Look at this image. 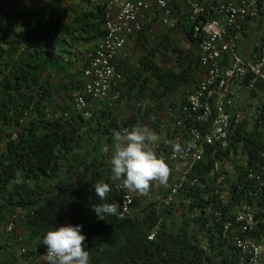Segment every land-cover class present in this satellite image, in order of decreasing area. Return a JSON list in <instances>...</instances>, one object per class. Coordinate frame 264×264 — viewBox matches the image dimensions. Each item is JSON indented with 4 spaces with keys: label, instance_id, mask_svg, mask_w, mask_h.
Here are the masks:
<instances>
[{
    "label": "trees",
    "instance_id": "obj_1",
    "mask_svg": "<svg viewBox=\"0 0 264 264\" xmlns=\"http://www.w3.org/2000/svg\"><path fill=\"white\" fill-rule=\"evenodd\" d=\"M182 1L187 6L189 0ZM108 2L74 0L57 16L53 14L56 7L46 4L33 10L25 22L0 20V141L4 142L0 151V264H21L9 252L10 237L3 230L17 221L23 223L27 245L41 243L46 232L55 228L81 225L90 264H239L241 253L234 245L237 225L225 239L222 231L226 223L234 222L235 209L243 202L255 204L258 218L264 221V186L259 191L258 183L247 178L250 170L264 164L260 157L263 96L252 94L259 106L251 123L245 119L227 143L206 146L203 159L186 174L179 197L191 200L190 209L199 211L198 218L156 203L145 207L140 216L127 218L118 215L101 220L91 209L102 203L120 209L126 192L117 190L107 171L105 150L114 144L113 131L132 128L130 120L121 121L113 113L99 114L91 107L86 117L74 108L88 67V58L81 68L75 65L73 58L79 61L75 51L92 52L102 40ZM169 3L175 12L180 0ZM185 13L181 19L189 17V9ZM194 27L188 21L184 32L198 47V56L175 46L167 35L158 45L167 62L174 52L179 72L163 70L150 60L160 89L154 93L157 103L195 83L197 71L200 79L204 76L199 63L201 37L195 35ZM149 28L144 27L139 36H146ZM238 54L246 59L242 51ZM121 88L126 96L128 84L124 82ZM47 103L55 104L54 117L46 113ZM155 124L158 127L159 122ZM242 157L244 161L238 159ZM226 163L232 164L233 177L226 172ZM97 182L110 186L104 201L91 189ZM174 213H181L180 218ZM158 224L157 238L150 242L148 234ZM252 235L258 242L264 239V224Z\"/></svg>",
    "mask_w": 264,
    "mask_h": 264
},
{
    "label": "built area",
    "instance_id": "obj_2",
    "mask_svg": "<svg viewBox=\"0 0 264 264\" xmlns=\"http://www.w3.org/2000/svg\"><path fill=\"white\" fill-rule=\"evenodd\" d=\"M187 6L189 18L195 23V35L201 37L199 63L204 76L174 115L175 129L184 133L180 137V148L161 157L167 166L182 165L185 174L168 194L157 197L156 203L161 208L185 210L195 219L199 211L190 209V199L179 197L186 174L203 159L206 146L227 143L246 119L238 105L241 96L252 103L254 113L259 103L257 98L251 100L252 94L264 97V40L254 45L253 49L257 48L254 54L244 53L246 59L238 54L248 27L264 15V0H189ZM173 15L169 0H109L104 36L88 54L84 89L76 95L74 108L90 117L89 110L95 101L121 102L125 97V89L121 88L125 79L117 60L128 41L139 36L146 19L153 21L151 17L160 16L164 26L174 28ZM260 157L264 160V146ZM247 178L258 183L261 191L264 164L250 170ZM252 196L255 198L256 194ZM134 205L133 196L124 193L119 217H129ZM257 215L255 204L243 202L235 209L234 222L224 225V239L235 224L238 227L234 245L241 253L239 264H264V239L258 242L252 237L257 227L264 224ZM12 226H8V232L12 231ZM159 230L158 224L150 231L147 237L150 242L156 240Z\"/></svg>",
    "mask_w": 264,
    "mask_h": 264
},
{
    "label": "rangeland",
    "instance_id": "obj_3",
    "mask_svg": "<svg viewBox=\"0 0 264 264\" xmlns=\"http://www.w3.org/2000/svg\"><path fill=\"white\" fill-rule=\"evenodd\" d=\"M73 2H74V0H0V20L25 22V20L29 16H32L33 10H39L42 6H45L46 4H52V5H54V7H56V8H54L53 14H54V16H57V15L62 14L64 12L65 8L68 7L69 5L73 4ZM187 9H188V7L186 6V4H184V2L182 0H180L179 8L176 9V11L174 12V15H173L172 23L175 24V28H176L175 30H177L178 22L181 19V17L185 16V12ZM151 19L153 21H151L152 23L150 25L149 32L147 33V35H150V36H154L155 34L164 35L165 32H167L168 34L173 33V34H175V39H174L175 46L181 47V48L188 50V51H191L195 57L198 56V47H196L192 43L189 44V41L186 39L187 38L186 35H182V33H181L182 30L181 31L180 30L175 31V30H173V28H169V27L164 26V24L162 23V20L160 19V16H157L155 18L151 17ZM148 21L149 20L146 19V22H148ZM255 23H256V26L259 25V27L255 29L256 32H252L250 34L248 41L242 45L243 48H249V49L251 47L253 48V46L256 43H258L259 41H261L264 38V18L257 20ZM89 52H90L89 50L83 51L82 52L83 58H85ZM248 52H250V50H248ZM169 56H170V61L167 62L164 59V61L163 60L160 61V64H163V65L165 64L166 67H168V70L179 72L180 67L176 63L174 52H170ZM195 78L197 79V84H198L199 79H200V74L198 71L195 74ZM140 79L142 80V87L144 88L145 91H144V93H139V96L136 98V100H134V102H136L138 104L135 106V109H133V111H135V112L139 108H143L145 106V104L148 107L150 102H154L155 101L154 93L155 92L158 93L160 91V89L156 86L155 80L153 81V86H151L150 84L152 82L150 81L149 77H147V78L141 77ZM144 79H146L145 84H144ZM196 79H195V83H196ZM185 88H186V86H183L173 96H170V97H173V99L176 101L173 103V106H176L177 104L179 105L181 102L184 101L185 97L188 96L187 95L188 93H186V92H188V91L191 92L190 89L188 91L187 90L184 91ZM78 94L79 93H76V95H78ZM127 97L128 96L126 95V97L122 100L121 106H124V104L126 103ZM56 100L61 101L60 97L59 98L57 97ZM65 101H67V103L70 102L67 99H65ZM238 101H239L238 105L240 106L239 107L240 110H242L246 114V122L251 123V119L256 117V114L253 111H251V109L253 107L252 103L249 100L245 99L244 95L241 96L238 99ZM159 102L161 103V100ZM57 104H59V103H56V105ZM45 111H46V113H49L50 117H54L53 115L57 114V109H56L55 104L47 103ZM124 111H125V109H124ZM119 112L121 113V114H119V116L121 117L120 118L121 121H128L131 119V118H128L124 115V113H126V112H123L122 108L119 110ZM128 129L130 130L131 126ZM160 137H158V138H160ZM160 140H162V139H160ZM158 142L159 141H157L154 146H156V144ZM112 147L113 146H111L109 148V150H105L107 155L111 154L112 150L114 149ZM3 148H4V142L0 141V151H2ZM160 156L161 155L159 154V158H160ZM238 159L242 160V161L245 160L243 157L238 158ZM168 168H169V177H168V181H167L166 186L160 185L158 182H151L149 190L147 191L146 194H140L139 193L140 196H142V199H141L142 202H136L135 201L136 198H134L135 195L132 193V191H129L128 189L123 187L122 179L119 181L115 178H112L113 182H114V184H115V186L119 192H121V193L122 192H128L133 196L134 201H135V205L133 207L132 215H134V214L135 215H141V213L144 211L145 207H147L150 204L152 206H154V203L157 202L156 198L159 196H162V195H166V193L168 194V192L172 189V187L185 174V168L182 165H176V166L168 165ZM226 172L230 175V177L234 176V168H232L231 163H226ZM225 198H227L226 194H225ZM180 215H181V213H177L176 216H180ZM11 224H13L12 231L8 232L7 228ZM3 230H5L6 236L10 237L9 241L11 243V250H9V252L12 255H14V257L18 263H21V264H47L46 257H44L46 255V252H47L46 251L47 246L42 245L38 241H36L34 245H27L26 243H24L23 237H24L25 231H24L22 222L19 223L17 221V223H15V224H14V222H9L8 224L5 225V228H3ZM13 232L15 233L14 235H12Z\"/></svg>",
    "mask_w": 264,
    "mask_h": 264
},
{
    "label": "crops",
    "instance_id": "obj_4",
    "mask_svg": "<svg viewBox=\"0 0 264 264\" xmlns=\"http://www.w3.org/2000/svg\"><path fill=\"white\" fill-rule=\"evenodd\" d=\"M186 14V13H185ZM189 16V15H188ZM187 16V17H188ZM188 21L192 23V21L190 20V18H185V19H181L180 20V24L177 27V31H181L182 35H185V28L186 25H188ZM256 22V21H255ZM252 23L245 34L244 39L241 42V51L243 52V55L245 57L244 53H252L254 54L255 48L253 49L252 47L249 48H243L242 45L245 44L248 41V38L250 37V34L252 32H256V28L259 27L256 26V23ZM147 23V24H146ZM144 27H150L152 22H146ZM183 25V26H180ZM149 32V29L147 31V33ZM167 32H165L164 35H157L155 34L154 36H150L147 35L142 37V36H136L131 38L124 51L122 52V54L120 55V57L117 60V67L118 69L123 73L125 82L128 84V89L126 90V95L127 100L126 103L124 104V106H121V102L117 103V104H112L109 101H95L93 102V110L95 112H98L99 114H102L103 112H107V113H113L115 117H117L118 119H120L121 117L119 116V114H121L119 112V110L122 108L124 115L130 119V122L132 123V128L133 127H144L149 129L150 131L154 132L157 135V141H159L156 146L154 145H149V147L152 148V150L155 152V154L159 157V154L162 156L163 154H168L171 152H175L180 148V142H181V136L184 135L183 132H180V130H176L175 129V123H174V115L178 112V110L184 105L185 101L187 100V98L189 97V95L191 93H193L200 81L202 79H199V82L197 84V79H196V83H192L189 85H186V88L184 89V91H188L189 89L191 90V92H186L188 93L187 97H185L184 101L181 102L179 105L177 104L176 106H173V103L176 102L173 97H167L165 99L161 100L160 102H150V104L148 105V107L145 106L143 108H139L136 112L133 111V109H135V106L138 105L136 102H134V100H136V98L139 96V93H144V88L142 87V80L140 79V77L143 78H150V81L152 82L150 85L153 86V75H152V71L150 70V60L155 61V63L160 66L163 70H168V67H166V65L164 66L163 64H160V61H164L163 55L164 54V49L163 48H158V45L164 41V38L167 36L171 37L172 39H175V34H173L172 36L170 35V33L166 34ZM187 39V38H186ZM188 40V39H187ZM189 41V40H188ZM189 44H191V41H189ZM252 45V44H251ZM189 47V46H188ZM254 47V46H253ZM248 50H250V52H248ZM83 50L78 53L75 51V53L78 55L79 61L75 58H73V60L76 62L75 65L79 68L82 67V65L85 64V62L83 63V60L85 61L88 58V54L86 55L85 58H83L82 55ZM186 52H191L186 50ZM246 58V57H245ZM144 63V68H143V64ZM139 77V78H138ZM126 97V96H125ZM255 99L254 97H251V100ZM157 104H160V107H156ZM140 107V106H139ZM159 108V109H157ZM125 109V111H124ZM146 114L147 118L144 117V115ZM149 118H152L151 120H149ZM155 120H157L159 122L158 127H155ZM162 139V140H160ZM110 147H108L106 150H109ZM114 148V144L113 147ZM114 150V149H113ZM113 150L111 152V154L106 156V159L108 160V164H107V171L110 173L111 177L113 178L112 174H111V167H110V159L111 156L113 154ZM161 152V153H160ZM93 156H98L94 155ZM160 156V158H161ZM174 166L176 165H180V164H173ZM170 165V166H173ZM122 179V178H121ZM132 193L135 195L134 198L136 202H142V196H140L139 193L132 191ZM167 194V193H166ZM157 204V203H156ZM142 214V213H141ZM175 217L178 219L180 218L179 216H176L177 213H174ZM132 216H140V215H132Z\"/></svg>",
    "mask_w": 264,
    "mask_h": 264
},
{
    "label": "clouds",
    "instance_id": "obj_5",
    "mask_svg": "<svg viewBox=\"0 0 264 264\" xmlns=\"http://www.w3.org/2000/svg\"><path fill=\"white\" fill-rule=\"evenodd\" d=\"M114 150L109 161L113 178H122L123 187L129 191L146 194L151 182L166 186L169 168L149 145L157 142V135L144 127L113 131ZM20 181L17 180V183ZM96 198L104 201L110 186L97 182L91 186ZM98 219L105 216H118L120 209L111 203L91 207ZM81 225L66 224L47 231L41 243L47 246V264H90L89 251L82 242Z\"/></svg>",
    "mask_w": 264,
    "mask_h": 264
}]
</instances>
